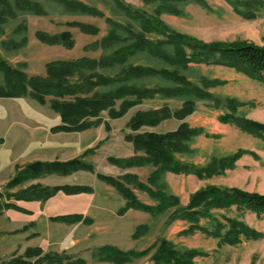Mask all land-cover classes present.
Masks as SVG:
<instances>
[{
	"label": "rangeland",
	"instance_id": "obj_1",
	"mask_svg": "<svg viewBox=\"0 0 264 264\" xmlns=\"http://www.w3.org/2000/svg\"><path fill=\"white\" fill-rule=\"evenodd\" d=\"M43 3L47 14L38 15L19 12L15 19H9L0 33V52L3 58L14 68L29 76L47 74L46 64L56 59H75L83 56L99 57L102 50H92L94 42L109 32L105 17H96L66 12L61 6L49 0H37ZM102 10L106 17H112L122 23L129 18L116 6V0H82ZM148 13L157 11L156 0H124ZM172 0L173 5L181 9L179 14L162 9L160 17L172 29L197 38L203 42H252L264 45V5L259 8L255 18L247 19L237 13L226 0H206V6L191 0ZM69 21L92 23L100 28L98 34H86L76 26H67ZM69 30L75 39V45L66 48L62 45L41 42L36 33L45 31L57 33ZM17 45V46H16ZM133 64L152 65L158 68L170 67L163 60L139 54L130 60ZM120 68L103 71L114 75ZM194 84L203 87L202 78L218 82L207 88L213 97L198 99L191 96L163 98L157 96L129 108L121 116L112 118L108 111H103V123L82 131L53 132L52 127L62 123L60 114L49 103L41 104L30 96L0 97V138L7 141L0 148V200L18 201L26 208H8L0 215V264H7L16 257H23L33 264L37 256H27L29 248L41 247L47 252L61 253L73 260L82 259L83 264H118L116 261L103 259L99 248L105 245L123 251H147L143 256L134 257L121 264H154L152 259L160 241L166 239L177 248L196 249L200 252L194 259L195 264H264V219L247 210L214 209V214L223 223L227 218L240 220L246 227L260 234L257 238L241 236L238 244L222 243L219 238L201 230L186 232L192 225L187 219L175 218L170 221L174 208L153 215L148 212L130 209L120 214L124 206L115 187L100 180L96 173L87 171L71 176L48 174L37 176L22 182L15 188L8 189V182L19 169L36 161H65L76 157L91 162L96 172L120 178L124 174H134L144 183H148L152 165L118 166L109 158L127 159L136 154L133 143L124 135L131 133L128 123L140 111H147L169 105L173 110L182 108L184 101L193 99L195 111L184 119L171 117L157 125H144L139 132L150 131L164 133L177 129L183 123L200 131L190 141L192 151L181 153L177 158L185 163L204 166L214 159H221L240 150L248 151L235 163L234 167L209 178H198L194 174L166 172L159 180V189L179 197L186 206L192 194L209 185L236 187L251 192L264 193V139L241 130L232 122L222 119L233 113L264 123V83L244 73L225 66L190 64L182 70ZM6 76L0 70V86L5 85ZM138 84L154 86L164 84L159 77H148L137 81ZM100 92L107 88H99ZM91 95V94H89ZM53 96H47L49 100ZM122 100H118L116 109ZM234 107V108H232ZM95 119V118H92ZM41 124L39 128L36 125ZM53 125V126H52ZM51 127V129H50ZM4 137V138H3ZM127 141H126V140ZM2 142V143H3ZM129 142V143H128ZM21 151L19 161L15 160ZM130 153H133L131 156ZM125 156V157H121ZM17 161V162H16ZM121 169L126 170L122 173ZM129 168V169H128ZM89 182L94 188L91 193L66 194L57 192L46 201L14 200L6 198L7 193L25 189L34 184L44 186L58 182H74L80 185ZM64 185V184H63ZM138 198L147 204L155 205L159 201L146 190L128 185ZM151 189H156L152 186ZM3 194V196H2ZM27 209V210H26ZM69 214H82L89 223H68L54 221L51 218ZM202 225L214 224L207 219ZM146 225L144 232L134 237L136 229ZM41 264H47L41 263ZM79 264V263H74Z\"/></svg>",
	"mask_w": 264,
	"mask_h": 264
},
{
	"label": "trees",
	"instance_id": "obj_2",
	"mask_svg": "<svg viewBox=\"0 0 264 264\" xmlns=\"http://www.w3.org/2000/svg\"><path fill=\"white\" fill-rule=\"evenodd\" d=\"M61 6L66 12L72 14L105 17L109 25V32L100 40L93 43L92 50H102L99 57L83 56L75 59H56L46 64L45 76H29L25 72L12 67L0 52V70L6 76L5 85L0 86V97L30 96L41 104L49 103L57 111L62 123L52 127L53 132L82 131L103 123L101 113L108 111L112 118L123 116L127 110L145 99H153L157 96L163 98H177L191 96L198 99L212 98L213 95L207 88L215 86L218 82L208 78H202L203 87L191 82L182 70L190 67V64H207L233 68L247 76L264 83V45L252 42H203L190 35L172 29L160 17L162 9L166 12L179 14L181 9L173 5L172 0H156L159 2L157 11H147L126 3L124 0H116L118 10L128 18L127 23L112 20L94 5L82 0H49ZM179 1V0H178ZM177 1V2H178ZM185 1V0H180ZM206 6V0H191ZM233 9L247 19L255 18L257 11L264 5V0H226ZM30 12L38 15H46L47 11L42 2L37 0H0V33L3 25L9 19H15L19 12ZM67 26H76L86 34H98L100 28L92 23L69 21ZM37 38L47 44L62 45L71 48L75 45L73 34L69 30L57 33L38 31ZM17 46V45H16ZM139 54H147L150 57L163 60L170 67L158 68L152 65L132 63L130 60ZM120 68L114 74L103 71ZM148 77H159L164 84L145 86L138 84V80ZM107 88L100 92L99 88ZM91 94V95H89ZM53 96L49 100L47 96ZM122 100L120 108L115 105ZM234 108V107H232ZM196 109L195 101L187 99L182 108L173 110L169 105L140 111L131 118L128 128L131 133L125 135L128 141L133 143L136 154L127 159L109 160L118 166L152 165L155 170L151 173L148 183H144L134 174H124L122 177H112L96 172L93 163L81 157L65 161H36L19 169L17 174L8 182L7 188L12 189L22 182L37 176L48 174L69 175L79 170H87L96 173L97 177L112 185L122 194L126 202L119 209L120 214L130 209L148 212L153 215L160 214L174 208L170 221L182 217L191 222L186 231L201 230L208 235L219 238L222 243L238 244L241 236L245 238H257L260 236L254 229L246 227L240 220L227 218L223 223L214 214V209H230L236 206L238 210H247L264 219V193L251 192L236 187H223L209 185L199 189L191 195L189 203L184 206L179 197L165 193L159 189V180L166 172L194 174L198 178H209L223 173L226 169L234 167L236 161L248 151L240 150L230 156L214 159L204 166L185 163L177 158L178 154L190 153V141L200 134L199 129L183 123L177 129L164 133L144 131L139 132L144 125H157L161 121L175 117L184 119ZM95 118V119H92ZM222 119L232 122L241 130L264 139V123L239 116L233 113L224 115ZM3 139L0 138V144ZM128 185L134 188L146 190L154 196L159 203L155 205L142 202L136 193ZM156 186V189H151ZM66 194L91 193L94 188L89 185H57L44 186L34 184L16 192L7 193L6 198L16 200H40L46 201L57 192ZM3 196V194H2ZM4 197V196H3ZM3 198H1L2 200ZM0 200V215L5 209H20L12 201ZM54 221L65 223L85 222L90 219L82 214H69L55 216ZM207 219L214 224L209 227L201 224V220ZM146 225H140L133 234L134 237L144 232ZM105 260H114L121 264L134 257L145 255L147 251L128 250L105 245L99 248ZM29 257L37 256L36 264H83L84 260H73L61 253L47 252L44 255L41 247L29 248L25 253ZM200 252L196 249L177 248L166 239H162L152 256L154 264H195L194 259ZM7 264H33L25 261L23 257H16Z\"/></svg>",
	"mask_w": 264,
	"mask_h": 264
},
{
	"label": "crops",
	"instance_id": "obj_3",
	"mask_svg": "<svg viewBox=\"0 0 264 264\" xmlns=\"http://www.w3.org/2000/svg\"><path fill=\"white\" fill-rule=\"evenodd\" d=\"M37 127H39V128H41L42 127V125L41 124H37L36 125ZM53 126V125H52ZM50 129H51V127H50ZM64 133H67V134H72V133H74V132H64ZM4 138V137H3ZM124 138H125V135H124ZM126 140V139H125ZM127 141V140H126ZM129 143V142H128ZM7 144V141L5 140L3 143H1L0 144V148H3V146H5ZM6 147H7V145H6ZM21 153V151L20 152H18L17 153V155H15L14 157H16L15 158V160H17V161H19V156L21 155L20 154ZM133 153H130L129 155H126V156H131ZM121 157H125V156H121ZM16 161V162H17ZM20 162V161H19ZM113 165V164H112ZM113 166H116V165H113ZM116 167H118V166H116ZM119 169H121L120 167H118ZM129 169V168H128ZM122 170V173L121 174H123V173H125L126 172V170H124V169H121ZM81 172H87V171H85V170H79V171H76L75 173H81ZM75 173H72V174H69V175H59V176H71V175H73V174H75ZM52 175H56V174H52ZM74 182H58V183H55V184H53V185H56V184H58V185H63V184H73ZM83 184H92V183H89V182H80V185H83ZM60 193V192H59ZM120 194V193H119ZM120 196H121V198H122V203H121V206L123 205V200H124V204H125V202H126V200H125V198L122 196V194H120ZM20 202H26V201H18V203L17 204H19V205H17V206H20L21 208H26V207H24V205H21V203ZM30 202H33V201H30ZM27 210V209H26ZM63 223H65V222H63ZM65 224H68V223H65Z\"/></svg>",
	"mask_w": 264,
	"mask_h": 264
},
{
	"label": "built area",
	"instance_id": "obj_4",
	"mask_svg": "<svg viewBox=\"0 0 264 264\" xmlns=\"http://www.w3.org/2000/svg\"><path fill=\"white\" fill-rule=\"evenodd\" d=\"M0 195H1V193H0Z\"/></svg>",
	"mask_w": 264,
	"mask_h": 264
}]
</instances>
